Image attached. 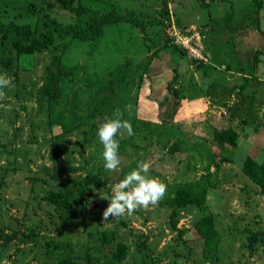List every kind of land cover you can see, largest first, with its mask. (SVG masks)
Wrapping results in <instances>:
<instances>
[{
    "label": "rangeland",
    "instance_id": "374dc122",
    "mask_svg": "<svg viewBox=\"0 0 264 264\" xmlns=\"http://www.w3.org/2000/svg\"><path fill=\"white\" fill-rule=\"evenodd\" d=\"M7 1L3 2L12 8L22 2ZM73 1V6L86 7L81 18L55 12L52 6L46 7L49 19L62 24L78 21L83 30L96 13L134 9L147 15L161 4V0ZM170 2L182 23L194 28L205 24L204 42L212 57L206 64L190 61L197 48L181 52L155 35V26L148 27L147 34L127 22L104 25L93 40H54L27 59L12 48L17 35L0 37V75L12 82L0 99V264H53L64 255L78 264H264V194L241 169L247 155L257 164L264 160V3L254 20L249 16L253 0H214L210 14L197 0ZM258 21L260 30L255 29ZM26 22L43 30L36 14ZM150 43L155 45L148 50ZM255 48L262 51L258 73L263 85L249 92L250 83L242 92L243 75L234 69L243 67L246 77L255 64ZM151 51L155 56L146 64ZM57 54L73 70L74 81L62 77L61 101L45 100L38 112L36 90ZM175 74L180 77L172 80ZM155 77L161 86L177 83L176 96L166 88L168 97L160 104ZM104 94L115 97L116 106L108 114L98 110L93 115ZM118 114L130 121L134 135L117 134L121 164L109 172L103 167L97 128L105 117ZM93 124L92 143L80 148L83 130ZM224 127L238 133L235 147H221L213 139V132ZM223 155L229 160L222 161ZM141 160L151 164L150 177L167 185L166 194L147 209L104 221L112 187ZM91 174H98L105 185L90 184L82 190V178ZM62 182L74 188V195L83 192L84 210L76 216L66 215L58 203L46 199L59 192ZM177 188L204 190L203 207L176 208L173 219L180 231L170 226L173 207L167 202ZM208 213L219 242L204 253L193 225ZM106 230L113 231L109 243L103 239ZM26 233L33 236L27 240ZM118 243L125 245L121 257Z\"/></svg>",
    "mask_w": 264,
    "mask_h": 264
},
{
    "label": "trees",
    "instance_id": "16d2710c",
    "mask_svg": "<svg viewBox=\"0 0 264 264\" xmlns=\"http://www.w3.org/2000/svg\"><path fill=\"white\" fill-rule=\"evenodd\" d=\"M10 2L7 0H0V37L4 38L7 37L10 33H14L19 37L17 42H13L12 48L16 50L17 56L19 58L27 59L30 58L33 53L36 51H43L48 47V45L53 42L54 40L62 41L67 37H74L79 38L83 41L93 40L96 38L104 25L107 24H115L118 22H127L130 24H133L134 26L138 27L141 31L147 32V34L151 33L147 30L148 27H156L153 29V32L158 37H164L166 40L168 39L170 42L169 44L173 45L174 49L177 48L181 52L186 53V50L184 47L176 44L174 42V37H172L169 34V31L167 30V26L171 22V18L174 16V21L176 26L181 29V32H186L185 28H188L190 25H183V23L180 21V18L176 15V12L173 13L171 9L168 7V3L170 0H161V4L159 5V9L156 11H153V14H145L142 11H137L134 9L126 10L124 12H119L117 10H111L107 13H96V15H93L90 19L86 22V28L82 30L80 28L79 22H71L62 24L57 19L48 17L47 9L46 7L50 9H54L53 7L57 8L55 12L58 10L59 12L67 11L69 13H73L75 16L73 19H79L81 18L82 14H85L86 7L84 5L81 6H73L72 3L73 0H25L23 3V0L21 4L18 6H14L13 8L10 5H7L4 2ZM199 5L201 7H206L208 14H210V6L214 2V0H197ZM264 0H253V9L249 13V16L252 15L257 19L258 14L263 8ZM53 6V7H52ZM20 8V9H19ZM19 9V10H18ZM149 13V12H147ZM38 15L40 18V25L43 30L38 31L36 27H32L26 20H28L29 16L32 15ZM10 16L9 18H6ZM160 26V27H157ZM256 28L260 30V21L256 23ZM202 37H201V43H202V54L203 58H197L194 56H191V62H198L196 63V66H202L205 63L207 59H212L211 55L208 57V47L204 42L205 35H203L204 32H206V26L205 24L203 26L198 25L197 26ZM255 33V30L253 31ZM252 34V33H251ZM258 34V33H256ZM147 37H150L149 35H146ZM250 38V36H249ZM226 39V38H225ZM255 39L258 41L259 37H255ZM150 47H148V50L151 49V47H154V43L149 44ZM261 50L259 48L254 49V58H255V64L251 69H249L245 74L241 71L244 69L243 67H239L237 64H235L236 67L234 70L235 72H240L241 75H243V83L240 85V90L243 92L247 85H250L252 83L251 88L249 92H252V89H256L258 87L261 88L263 85V82L261 81L260 71L259 70V63L262 58ZM239 55V54H238ZM155 56V53L153 54V51L146 57L145 63L150 64L152 57ZM228 63V62H226ZM224 64V63H222ZM148 68H145V70ZM150 75V74H146ZM140 76V75H139ZM151 76V75H150ZM181 76V73H180ZM179 76V77H180ZM64 77L66 80L73 82L74 81V72L71 68H67L62 63V58L60 54H57L53 57L51 62L46 66V73L45 77L42 81L41 86L36 90L35 94V101L37 105V111L39 112L43 108V103L45 100H54V102L58 103L62 99V93L60 90V81ZM127 77H130L127 75ZM178 77L177 74L172 78V80H175ZM178 77V78H179ZM169 83L170 80H168ZM163 83V82H162ZM171 85H173L171 87ZM200 86V85H199ZM164 88H168L170 91L172 90V93L176 96V93L179 90L178 84H165L163 86ZM172 94V95H173ZM173 95V96H174ZM115 97H110L106 94L101 95L97 101L96 105L93 108V115H95L96 111H101L104 114H108L111 108L115 107L113 100ZM95 127V124H93L90 128L83 130L82 135V141L80 143V148L86 144L92 143L91 142V132L93 131L92 128ZM91 131V132H90ZM238 137V133L232 128V127H224L222 129H217L215 132H213V139L216 141L217 145L221 147H235L236 146V139ZM94 140V139H93ZM172 150L175 149V147L171 148ZM81 155H83L82 149H79L78 151ZM221 154V153H219ZM222 161H228L229 157L223 155L221 157ZM243 173L250 178L253 182H255L259 188L260 192L264 194V160L262 163L257 164L256 161L249 155H247L242 163L241 167ZM90 184H93L95 187H101L105 185V180L102 179L98 174H91L86 175L81 180V188L84 190L89 186ZM82 190L77 191L74 195V188L69 185V183L62 182L61 187L58 193H51L46 197V199L53 201L54 203H58L66 215L68 216H76L79 212H82L84 210V204L82 202ZM76 196V201L72 202V198ZM50 198V199H49ZM167 202L170 206L173 207L171 212V219H170V226L172 229L179 230L180 228L177 227L176 222L173 219L174 213L176 211V208L178 207H184L189 204H195L198 206L203 207L204 206V190L198 191L197 193H194L192 190L187 188H177L173 196L167 198ZM194 228L196 232L199 234V236L203 240V252L206 253L207 250L212 249L213 247H216L219 242V235L218 231L215 228L214 225V219L212 214H205L204 216L200 217L195 223ZM113 231L106 230L104 232V240L109 243L112 240ZM20 236V235H18ZM33 235H29L26 233L25 239L28 240V238L32 237ZM57 248L60 245H56ZM65 246H63L64 248ZM125 245L124 243H118L116 247V252H118V257H121L124 252ZM53 264H78L71 262V259L69 258V255H64L62 257H57L56 260H54Z\"/></svg>",
    "mask_w": 264,
    "mask_h": 264
},
{
    "label": "clouds",
    "instance_id": "9594fccd",
    "mask_svg": "<svg viewBox=\"0 0 264 264\" xmlns=\"http://www.w3.org/2000/svg\"><path fill=\"white\" fill-rule=\"evenodd\" d=\"M170 3L169 1V9ZM11 83L6 75H0V99H4L6 94L3 89L8 88ZM120 117L122 114L112 119L105 117L97 128V136L103 146V167L109 172L116 171L121 164L117 134H120L121 138H124L125 132L127 136L134 135L130 121ZM150 168L149 162L138 161L137 167L112 187L111 197L107 198L109 204L102 213L104 221L110 217L132 215L139 208L147 209L150 205L158 204L166 194L167 185L158 178L150 177Z\"/></svg>",
    "mask_w": 264,
    "mask_h": 264
},
{
    "label": "built area",
    "instance_id": "2783aa9c",
    "mask_svg": "<svg viewBox=\"0 0 264 264\" xmlns=\"http://www.w3.org/2000/svg\"><path fill=\"white\" fill-rule=\"evenodd\" d=\"M167 30L169 31V34L172 37H174V42L176 44L184 47L185 49H187L189 51L193 47V48H197L198 52H201V50H202L201 33H200L197 26H196V28L189 26L188 28H185L186 32H181V29H179L176 26L173 18H171V22L167 26ZM196 41L198 42L197 44L195 43ZM199 43H200V45H198ZM192 52H194V51H192ZM198 52L192 53L193 56L197 57L199 59L203 58L202 52L200 54Z\"/></svg>",
    "mask_w": 264,
    "mask_h": 264
},
{
    "label": "crops",
    "instance_id": "0c3cea01",
    "mask_svg": "<svg viewBox=\"0 0 264 264\" xmlns=\"http://www.w3.org/2000/svg\"><path fill=\"white\" fill-rule=\"evenodd\" d=\"M173 6H174V8H176L175 7V3L173 4ZM171 8H172V3H170V9ZM183 25H191V24H185V23H183ZM151 76H154V74H151ZM153 80H154L153 83H155V89L156 88L157 89L160 88L159 91H158V93L156 94V96H157L158 101H160L159 103L161 104L168 97L167 95H165V91H164V89H166V88H164L163 86L160 85L161 80L160 79H157V77L153 78ZM157 84H159V85H157ZM166 93L168 95H170L171 97H173V95L170 94V92L168 90H167Z\"/></svg>",
    "mask_w": 264,
    "mask_h": 264
}]
</instances>
